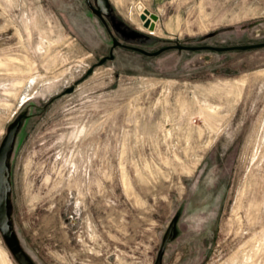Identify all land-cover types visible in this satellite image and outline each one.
I'll return each instance as SVG.
<instances>
[{"label":"rangeland","instance_id":"1","mask_svg":"<svg viewBox=\"0 0 264 264\" xmlns=\"http://www.w3.org/2000/svg\"><path fill=\"white\" fill-rule=\"evenodd\" d=\"M100 1L0 0V264H264V0Z\"/></svg>","mask_w":264,"mask_h":264},{"label":"water","instance_id":"2","mask_svg":"<svg viewBox=\"0 0 264 264\" xmlns=\"http://www.w3.org/2000/svg\"><path fill=\"white\" fill-rule=\"evenodd\" d=\"M100 0H98L99 2ZM101 2V1H100ZM145 16H147V18H145ZM139 17L141 19H143V24L144 26H148L149 29H151L153 27V22L157 19V16L153 13L148 12L147 10H143L140 14ZM177 48H190V49H194V48H208L210 49L211 47L209 46H200V47H183V46H177ZM243 48V47H240ZM218 50V49H217ZM111 56H108V58H110ZM105 60V57L100 58L97 62V64H101L103 61ZM90 72V69H88L86 71V74H88ZM70 90V88L66 89L65 92H68ZM9 144V138H6L1 146H0V196L2 195L3 197V193H4V157H5V153L7 151V147ZM3 206V205H2ZM2 206L0 205V227L2 229V231L4 232V234L6 235V228L5 225L3 223V210H2Z\"/></svg>","mask_w":264,"mask_h":264},{"label":"bare ground","instance_id":"3","mask_svg":"<svg viewBox=\"0 0 264 264\" xmlns=\"http://www.w3.org/2000/svg\"><path fill=\"white\" fill-rule=\"evenodd\" d=\"M98 1V0H97ZM101 2L99 1V4H100ZM105 3V2H104ZM139 7V9H141V7H140V5L138 6Z\"/></svg>","mask_w":264,"mask_h":264}]
</instances>
